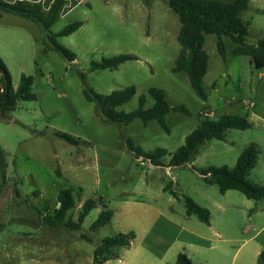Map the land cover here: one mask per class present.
Masks as SVG:
<instances>
[{
	"label": "rangeland",
	"instance_id": "1",
	"mask_svg": "<svg viewBox=\"0 0 264 264\" xmlns=\"http://www.w3.org/2000/svg\"><path fill=\"white\" fill-rule=\"evenodd\" d=\"M239 17L247 24V44L264 38V0H249ZM75 21L82 22L75 32L56 38L76 55L68 62L50 46L47 35ZM179 28L165 0H81L47 32L30 20L0 12V59L13 88L21 75L30 76L37 96L17 101L0 115V264H92L102 239L130 231L135 235L130 247L114 249L118 259L104 264H175L178 253L194 264H258L264 252V200L247 199L236 190L221 194L200 171L232 168L241 151L255 144L259 155L247 179L264 185V68L255 69L247 56L232 55L235 45L226 37L224 61L216 36L206 34L203 101L185 72L172 71ZM119 54L138 59L114 70L91 69L92 62ZM128 86H134L135 94L117 111L136 109L141 95L147 99L144 108L151 107L148 89L159 88L170 106H183L189 114L169 112V133L155 120L120 125L101 118L84 95L89 89L107 95ZM222 115L242 116L250 128L228 129L221 140L203 142L191 160L177 167H154L124 143L129 138L143 152L165 149L161 162L167 165L201 120ZM56 131L81 143L70 145L55 137ZM63 188L73 189L75 200L64 222L76 220L84 201L97 202L76 234L45 220L53 215ZM185 198L209 211V224L186 214ZM104 204L112 219L90 232Z\"/></svg>",
	"mask_w": 264,
	"mask_h": 264
},
{
	"label": "trees",
	"instance_id": "2",
	"mask_svg": "<svg viewBox=\"0 0 264 264\" xmlns=\"http://www.w3.org/2000/svg\"><path fill=\"white\" fill-rule=\"evenodd\" d=\"M168 7L177 15L180 28L176 41L180 49L174 61L173 72H185L189 84L195 94L203 101L207 100V95L203 91V78L207 72L208 56L203 48L205 35L216 36V49L218 54L225 61V46L223 37L228 38L235 48L231 51L235 56H247L251 59L255 69L264 68V38L257 40L254 45L247 44V24L241 20L239 13L246 10L249 0H165ZM67 4L66 0H52L47 9H44L41 2L16 0H0V12L17 15L30 20L38 25L42 30L48 31L61 15L63 8ZM82 22L75 21L55 34H48L47 40L50 46L68 62H73L76 55L60 45L56 38L72 34ZM132 54H119L109 58H102L100 62H92L91 69H117L126 61L137 60ZM32 78L21 75L16 89L13 88L10 75L0 59V115L13 109L17 101L36 100V94L31 92ZM135 94L134 86H128L122 90L112 91L107 95H102L93 90L84 91L85 98L95 104L96 112L107 122L127 125L134 119H140L143 123L155 120L159 126L169 133L165 117L171 112H182L189 114L183 106L172 107L169 105L163 89L150 88L148 96L152 98L153 104L149 108H144L147 99L141 95L138 98V107L130 112L117 111L116 108L128 102ZM250 128V123L242 116L222 115L217 120L205 118L199 122L185 138L184 143L178 147L171 155L167 165L161 159L167 154L163 148H157L152 152H143L139 146H135L131 139L125 138L124 143L127 150L133 153L136 158L146 160L154 167H177L191 160L197 148L205 141L212 139L221 140L228 129L246 130ZM53 135L64 140L70 145L77 146L81 143L68 133L56 131ZM3 152L0 150V164L3 162ZM259 155V150L255 144L246 146L236 159L232 168L226 166L209 167L201 170L200 174L207 182L215 183L221 194L228 190H236L242 193L247 199L254 201L264 200V185H257L247 179L249 172L255 167ZM169 185V184H168ZM164 191L168 188L165 186ZM173 194V191L170 190ZM73 189L63 188L56 195V206L53 215L48 217L47 223L51 225H62L73 234L79 232L81 224L89 212L97 206L93 199L84 201L80 207L75 221L64 222L66 213L75 206ZM102 203V199L99 198ZM184 206L187 215H196L205 224H209V211L194 203L190 198H185ZM113 212L105 204L97 219L91 224L90 232H95L100 227L110 223ZM3 227L0 224V229ZM83 240L90 241V237L80 234ZM135 235L133 232L117 233L111 237H105L94 248L92 254V264H104L105 262L118 259V255L113 251L119 248H129ZM258 264H264V252H260L257 258ZM175 264H194L184 253H178Z\"/></svg>",
	"mask_w": 264,
	"mask_h": 264
},
{
	"label": "crops",
	"instance_id": "3",
	"mask_svg": "<svg viewBox=\"0 0 264 264\" xmlns=\"http://www.w3.org/2000/svg\"><path fill=\"white\" fill-rule=\"evenodd\" d=\"M5 1H11V2H13V1H16V0H5ZM27 1L41 2V4H42V6H43L44 9H47L48 6L50 5V3L52 2V0H27ZM66 1H67V3H69V4L63 8L62 13H63L64 11H66V10L71 9L72 5H75V4L79 3L81 0H66ZM62 13H61V14H62ZM4 14H5V13H4Z\"/></svg>",
	"mask_w": 264,
	"mask_h": 264
}]
</instances>
